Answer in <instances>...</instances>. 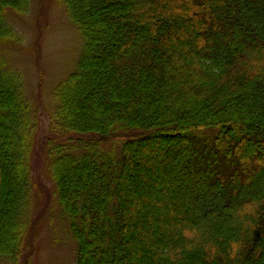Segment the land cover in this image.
I'll use <instances>...</instances> for the list:
<instances>
[{"label":"trees","instance_id":"16d2710c","mask_svg":"<svg viewBox=\"0 0 264 264\" xmlns=\"http://www.w3.org/2000/svg\"><path fill=\"white\" fill-rule=\"evenodd\" d=\"M34 1L0 0L2 264L32 225L38 111L7 47ZM58 1L83 52L44 154L74 264H264V0Z\"/></svg>","mask_w":264,"mask_h":264},{"label":"rangeland","instance_id":"374dc122","mask_svg":"<svg viewBox=\"0 0 264 264\" xmlns=\"http://www.w3.org/2000/svg\"><path fill=\"white\" fill-rule=\"evenodd\" d=\"M66 15L58 0H35L27 15L11 17V23L23 36V42L7 47L8 58L24 77L26 92L38 111L39 122V136L31 162L32 225L24 252L28 256L25 263V257H22L20 264L75 262V242L59 218L60 210L53 196L44 154L45 138L50 136L48 110L52 105V89L75 69L83 52L82 39Z\"/></svg>","mask_w":264,"mask_h":264}]
</instances>
